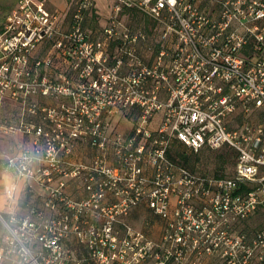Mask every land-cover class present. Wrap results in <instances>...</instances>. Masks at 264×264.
<instances>
[{"label": "built area", "instance_id": "1", "mask_svg": "<svg viewBox=\"0 0 264 264\" xmlns=\"http://www.w3.org/2000/svg\"><path fill=\"white\" fill-rule=\"evenodd\" d=\"M48 1L17 0L0 32V99L20 108L0 133L29 138L5 165L43 195L5 223L0 264H264V227L241 229L264 206V0H112L95 33L92 0L66 31ZM173 141L232 150L233 175L177 165ZM138 209L161 221L157 240L125 221Z\"/></svg>", "mask_w": 264, "mask_h": 264}, {"label": "crops", "instance_id": "2", "mask_svg": "<svg viewBox=\"0 0 264 264\" xmlns=\"http://www.w3.org/2000/svg\"><path fill=\"white\" fill-rule=\"evenodd\" d=\"M80 0H50L45 4L46 9L50 12H58L62 15L61 29L66 31L70 27L71 15ZM95 3V13L88 18L94 20L96 28L90 31H97L103 24V18L108 17L111 11L112 0H106V3L102 0H92ZM138 1V0H132ZM17 0H0V32L5 24L6 17L15 8ZM87 18V20H88ZM46 45L41 44L35 51V56H43L46 52ZM20 108L12 102L9 98L0 99V123L6 122L8 124H16L19 121ZM29 142V138L21 133L14 134H1L0 133V216H7L11 218H21L26 216L30 209L41 208L43 195L40 188L33 182H25L18 180L14 173L6 167V160L9 157L17 155L20 149L26 146ZM85 149H80L79 155L85 154ZM5 155H2L4 154ZM88 154H91L88 149ZM67 192L72 195L76 192L77 185L71 183L67 188ZM77 195V194H76ZM152 218L158 219L146 210ZM131 215V214H130ZM132 216V215H131ZM127 220V219H126ZM125 220V221H126ZM162 223L158 219L152 224L144 226L145 233L152 239L157 240L161 233ZM5 237H0V246L4 245ZM68 247L77 252L78 254H86L85 249L78 246L74 238H71L68 242ZM8 264V263H2Z\"/></svg>", "mask_w": 264, "mask_h": 264}, {"label": "rangeland", "instance_id": "3", "mask_svg": "<svg viewBox=\"0 0 264 264\" xmlns=\"http://www.w3.org/2000/svg\"><path fill=\"white\" fill-rule=\"evenodd\" d=\"M50 1V0H49ZM93 2V1H92ZM101 2L106 3V0H102ZM94 3V2H93ZM95 4V3H94ZM96 11V9H95ZM110 15V13H109ZM108 17H104V21L107 20ZM144 17L140 14H135L134 17H129L124 19V23L128 25L129 27L133 29H143L145 27L146 29L151 28V23L148 21H144ZM146 20V19H145ZM94 20H91L88 18L85 22V29L86 31H90L93 28H96L94 25ZM102 24V25H103ZM93 32V31H90ZM116 123V131L121 134H126L131 128L130 120L128 121L124 119H118L114 120V124ZM85 147L84 152L85 156H88V149ZM79 151H75L74 154H78ZM91 152V151H90ZM170 153L172 155V159L174 161H179L182 163V160L178 157L181 153H184L185 156L189 158L188 164L185 165L188 169L193 171L196 174L199 175H205V176H224V177H231L233 175L234 170V161H235V155L230 153H225L224 150H218V151H202L196 155L192 154L187 150L186 148L179 146V145H172L170 148ZM234 153V152H233ZM2 155H5L2 154ZM132 215V216H131ZM131 215L126 218V222L132 225L136 230L144 231V226L148 224H152L153 222L157 221L158 219L152 218L148 212H146L145 209H138L131 212ZM5 221H4V219ZM15 219H18L15 217ZM5 223H9V218L7 216H0V237H6L9 235V231L7 227L5 226ZM10 227L13 228V226L10 225ZM264 227V208H262L260 211L256 212L252 217H250L243 225L242 230L245 231L248 234H251L253 231L258 230L260 228Z\"/></svg>", "mask_w": 264, "mask_h": 264}, {"label": "trees", "instance_id": "4", "mask_svg": "<svg viewBox=\"0 0 264 264\" xmlns=\"http://www.w3.org/2000/svg\"><path fill=\"white\" fill-rule=\"evenodd\" d=\"M127 14H130V17H134L136 13H134V12H128V11L124 12V15H127ZM144 21H146V22L148 23L147 20L144 19ZM152 28H153L152 26H151V28H149V29H146L145 27H143V29H144L148 34L151 33ZM172 145H179V146H182V147L186 148L185 146H183V145L177 143L176 141H173V142L171 143L170 148L172 147ZM170 148H169L168 151H167V156H168V158H169L172 162L176 163L177 165H179V166H181V167H184V168L188 169L185 165L188 164L189 158H188L187 156H185L184 153H181L178 157L180 158V160H182V163L179 162V161H174V160L172 159L173 157H172V155H171V153H170ZM186 149L189 150L188 148H186ZM221 150H224L225 153H230V154L235 155V154L233 153L232 150H229V149H227V148H222ZM202 151H207V149H203V150H201L200 152H202ZM189 152L192 153V154H194V155L200 153V152H198V153H193V152L190 151V150H189ZM234 163H235V161H234ZM188 170H190V169H188ZM190 171H191V170H190ZM192 172H193V171H192ZM201 176H205V175H201ZM207 177H209V176H207ZM212 178L222 179V178H227V177H224V176H215V177H214V176H212ZM253 189H254V188H253V186H252L251 184H241V185L238 187L237 192H238V193H244V192L251 191V190H253ZM262 208H264V206L259 207V208L257 209L256 212L260 211ZM3 219H4V218H3ZM4 221H5V219H4ZM5 222H6V221H5Z\"/></svg>", "mask_w": 264, "mask_h": 264}]
</instances>
